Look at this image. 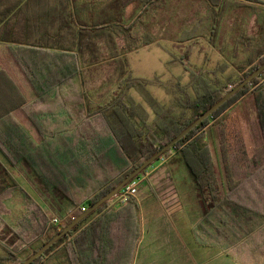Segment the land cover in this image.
<instances>
[{"label":"trees","instance_id":"obj_1","mask_svg":"<svg viewBox=\"0 0 264 264\" xmlns=\"http://www.w3.org/2000/svg\"><path fill=\"white\" fill-rule=\"evenodd\" d=\"M167 10L170 20L180 28L177 43L202 38L222 55H226L229 43L231 59L236 61L235 76L225 81L212 79L209 71L194 68L188 62L189 53L185 52L177 61L191 81L175 87L180 94L176 98L178 111L172 112L148 93L146 98L152 112L149 113L136 102L131 90L141 86L140 91L145 93L142 87L148 84L164 88L166 85L158 78L154 81L134 78L127 55L158 42L151 29ZM237 13L246 15L247 22L253 21V30L249 33L244 25L234 35L227 34L222 42L230 15ZM10 16L12 20L5 25ZM14 20L26 24L29 34H18ZM0 42L7 44L36 94L29 103L20 96L19 100L12 98L11 105L0 113V248L4 251L0 264H22L28 257L22 259L20 255L29 246L41 240L39 250L82 215L83 208L89 209L107 195L264 64V3L0 0ZM104 62L110 64L108 73L97 85L96 81L88 83ZM0 74L20 94L1 68ZM248 92L253 97L264 140L263 72L151 166L172 152L180 154L201 214L192 229L194 241L200 247L221 249L236 264L246 262L227 250L264 224V163L244 179L234 177L231 141L235 139L237 144L239 141L243 149L245 146L240 134L233 136L229 131L228 118L221 117ZM19 108L40 143L12 116ZM218 118H221L217 123L219 158L204 134V129ZM14 197H18L25 211L11 221L8 216L13 208L7 204ZM133 201L130 198L125 203ZM108 203L89 214L33 264H112L107 258L111 242L109 225L100 218L85 227ZM8 236L10 241L4 243L3 237ZM123 237L124 252L129 251L131 256L128 235ZM261 257L259 264H264V251Z\"/></svg>","mask_w":264,"mask_h":264},{"label":"crops","instance_id":"obj_2","mask_svg":"<svg viewBox=\"0 0 264 264\" xmlns=\"http://www.w3.org/2000/svg\"><path fill=\"white\" fill-rule=\"evenodd\" d=\"M260 2L264 3V0ZM12 18L13 16L8 17L5 20V25ZM230 19L231 21L227 24L230 29L226 32V26L222 37L223 41L226 39L225 36L227 34L234 35L238 28L244 25L247 26L249 33L253 30V21L249 20L247 22L246 15L240 13L231 14ZM13 22H16L15 27L17 29L15 30L18 34H29L26 24H19L20 21L15 20ZM12 30L8 31L12 33ZM208 45V42L204 39L180 44L178 49H184L185 51H180L178 57L180 59L186 49L192 48L188 62L194 68L209 71L212 73L209 77L212 79L217 78L225 81V78L231 75L235 76L233 65L236 61L231 59L229 43L226 50L227 56H221L214 51L213 47ZM214 53L217 55L213 58L212 54ZM210 55L212 56L210 57ZM0 68L9 76L20 92V94L17 93L12 83L8 82L5 76L0 74V113L6 110L8 105H11L14 97L19 100L20 96L26 103L36 98L35 92L29 86L23 73L18 69L10 55L7 44L1 42ZM222 68L225 69L223 73L220 72ZM249 97L251 98V95ZM148 112L152 113L151 110H148ZM12 116L28 132L34 131L21 108L13 111ZM258 130L263 146L264 140L259 125ZM204 134L205 140L212 145L214 152L216 151V155L219 158L217 125L211 122L204 129ZM37 142L40 143V139ZM160 167L165 168L166 171H156L157 169L160 170ZM184 170L180 154L172 152L170 156L162 159L157 167L141 177L142 182L138 187V195L134 198L133 203L122 202L117 196L110 200L108 205L86 224L85 227L91 222H96L102 218L104 224L109 225L111 242L107 249V258L110 262H113L112 264H195L194 261L196 259L192 254L202 256L201 252H204L205 249L219 250V248L215 247H200L194 241L192 229L200 221L201 214L189 175ZM125 234L128 235L126 237L128 248L132 246L133 252L131 256L129 251L124 252L126 247L123 246L122 238H124ZM192 246L193 249L191 248Z\"/></svg>","mask_w":264,"mask_h":264},{"label":"rangeland","instance_id":"obj_3","mask_svg":"<svg viewBox=\"0 0 264 264\" xmlns=\"http://www.w3.org/2000/svg\"><path fill=\"white\" fill-rule=\"evenodd\" d=\"M175 24L176 23L174 21L170 20L168 10L165 13H162L159 19H157L156 24L153 25L151 29V33L154 35L158 42L153 43L149 46L142 47L127 55L128 67L134 78L148 81H154L155 78H158L160 82L166 85V88H164L158 86L157 84H148L142 87L143 89L145 88V93L140 91L141 86H137L136 88H133L131 90V95L138 99L136 102L139 103L144 109H150L146 98V94L149 93L162 106L168 109H172V112L175 113L176 111H178L176 98L180 96L179 91H176L175 87H177L176 85L179 83L183 86L187 85L191 81L189 73L185 72L183 66L178 61H176L177 59H179L178 56L180 54V51L184 52L185 50L178 49L180 44L177 43V33L180 31V28ZM228 29H230V26H227L226 32ZM201 39L202 38H199V40ZM221 41L223 42L222 38ZM119 45L121 48L124 46L121 41ZM191 49L192 48L186 49V53H190ZM214 51L222 56V54L218 52V49L214 48ZM216 53L212 54L213 58L217 55ZM212 55H210V57ZM104 57L107 58L106 53H104ZM109 65L110 64L104 62L103 65H101L96 71H94L95 73L93 74V78L91 77L88 80V83H93L94 81H96L95 84L97 85L101 80V77H104L108 73ZM250 95L251 93L248 92V94H246L243 98L236 101V103H234L225 112L228 114H224L221 117L228 118V129L230 132L234 133L233 136H235L236 134H240V136H242L243 134L242 141L244 140V149L243 147H241L239 141L238 144L236 143L235 139H233L234 141H231V153H233V155L231 156L230 160L233 173L235 174L234 177L236 179L246 178L253 170L257 169L264 163V152L262 146L263 141L262 138L260 139L255 108L252 102L253 97L251 95L250 98ZM247 98L250 99L246 100ZM221 118H218L217 120L212 122L217 125ZM30 133L31 136L37 141V133L35 131H30ZM244 150L246 153L243 152ZM158 164L159 162L156 163L153 167H150L147 172L152 171L155 167H157ZM167 169L169 168L167 167ZM156 171L163 172L166 171V169L160 167V170L157 169ZM24 186L30 192V194L35 196L34 192L29 189L27 185L24 184ZM11 204L13 209L12 212H10L8 218L11 221L17 220L22 216L25 209H23V205L20 203L18 197H14L13 202H9L7 206L10 207ZM0 238L2 237L0 236ZM3 239L4 243H7L8 240L10 241L9 236L3 237ZM40 245L41 240L35 242L34 244H32V246H29L20 255V257L22 259L29 257V254L37 250ZM193 246L191 247L192 249ZM233 249L235 250V252H233ZM219 250L205 249L204 252H201L202 256H195L194 254H192L196 259L194 263L236 264L231 257L227 256L224 252L221 251V249ZM227 251L238 254L239 257L246 262V264H259L262 258L261 251H264V224L256 229L251 236H246L243 240L240 239L233 248H230ZM3 253V249L0 248V254Z\"/></svg>","mask_w":264,"mask_h":264},{"label":"water","instance_id":"obj_4","mask_svg":"<svg viewBox=\"0 0 264 264\" xmlns=\"http://www.w3.org/2000/svg\"><path fill=\"white\" fill-rule=\"evenodd\" d=\"M264 72V64L260 66L253 74L235 86L232 90L226 93L220 100H218L208 111L203 113L198 119H196L192 124H190L186 129H184L179 135H177L173 140L167 143L165 146L160 148V150L147 159L140 167L135 169L127 178H125L118 186H116L107 195L102 197L93 206L87 209L82 215L77 217L61 232L55 235L50 241L45 243L39 250L30 255L22 264H33L38 258L44 255V253L54 246L59 240L66 236L73 228H75L82 220H84L89 214L98 209L101 205L110 200L114 199L119 195V193L136 177L141 175L146 169L151 167L156 161H158L167 151L174 148L177 143H179L186 135H188L192 130L197 128L203 121L210 118L216 111H218L224 104H226L233 96H235L239 91L245 88L247 85L251 84L254 79L259 77Z\"/></svg>","mask_w":264,"mask_h":264},{"label":"built area","instance_id":"obj_5","mask_svg":"<svg viewBox=\"0 0 264 264\" xmlns=\"http://www.w3.org/2000/svg\"><path fill=\"white\" fill-rule=\"evenodd\" d=\"M142 180L141 178L134 179L129 183L118 195L122 202H126L130 198H136L138 195V187L140 186ZM83 212L86 211V208L82 209ZM54 223H57V220H54Z\"/></svg>","mask_w":264,"mask_h":264}]
</instances>
